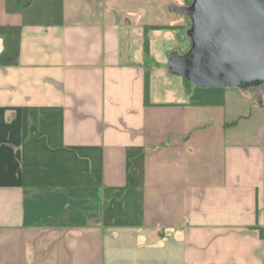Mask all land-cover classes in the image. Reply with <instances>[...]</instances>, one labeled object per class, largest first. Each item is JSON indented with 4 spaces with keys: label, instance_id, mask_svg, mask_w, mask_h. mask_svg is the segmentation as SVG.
<instances>
[{
    "label": "crops",
    "instance_id": "crops-1",
    "mask_svg": "<svg viewBox=\"0 0 264 264\" xmlns=\"http://www.w3.org/2000/svg\"><path fill=\"white\" fill-rule=\"evenodd\" d=\"M189 0H0V264H264V87L171 67Z\"/></svg>",
    "mask_w": 264,
    "mask_h": 264
},
{
    "label": "water",
    "instance_id": "water-1",
    "mask_svg": "<svg viewBox=\"0 0 264 264\" xmlns=\"http://www.w3.org/2000/svg\"><path fill=\"white\" fill-rule=\"evenodd\" d=\"M191 46L171 67L202 87H264V0H193Z\"/></svg>",
    "mask_w": 264,
    "mask_h": 264
},
{
    "label": "rangeland",
    "instance_id": "rangeland-1",
    "mask_svg": "<svg viewBox=\"0 0 264 264\" xmlns=\"http://www.w3.org/2000/svg\"><path fill=\"white\" fill-rule=\"evenodd\" d=\"M188 2H191V4H192L193 0H189Z\"/></svg>",
    "mask_w": 264,
    "mask_h": 264
}]
</instances>
